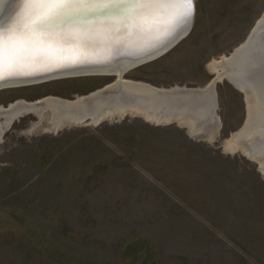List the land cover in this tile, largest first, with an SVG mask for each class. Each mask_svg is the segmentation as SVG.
I'll use <instances>...</instances> for the list:
<instances>
[{"label": "rangeland", "instance_id": "1", "mask_svg": "<svg viewBox=\"0 0 264 264\" xmlns=\"http://www.w3.org/2000/svg\"><path fill=\"white\" fill-rule=\"evenodd\" d=\"M193 2L185 36L123 81L204 88L210 65L264 14V0ZM117 80L6 87L0 108L74 100ZM216 94L202 127L133 109L59 125L49 108L0 115V264H264V166L242 133L246 96L226 76Z\"/></svg>", "mask_w": 264, "mask_h": 264}, {"label": "snow or ice", "instance_id": "2", "mask_svg": "<svg viewBox=\"0 0 264 264\" xmlns=\"http://www.w3.org/2000/svg\"><path fill=\"white\" fill-rule=\"evenodd\" d=\"M89 12L99 14L95 23H63ZM193 14V0H23L17 18L0 24V79L76 63L93 33L162 23H172L174 30Z\"/></svg>", "mask_w": 264, "mask_h": 264}, {"label": "bare ground", "instance_id": "3", "mask_svg": "<svg viewBox=\"0 0 264 264\" xmlns=\"http://www.w3.org/2000/svg\"><path fill=\"white\" fill-rule=\"evenodd\" d=\"M1 1L2 0H0V4ZM115 11L117 10H114V12ZM96 16L98 15L96 14ZM74 18L75 16H72L67 18L65 21H69ZM12 21H14V19ZM95 22H91V23H95ZM169 24L172 23L155 24L151 26H146L143 29H139V30L133 28L129 30L121 29L119 32L115 31V29L109 31H101V34H104L101 37V41L105 44H109L111 42V39L113 37L114 38L116 37V38H125L126 42L132 44V43H136L139 39L134 38L131 40L129 36L138 35L140 38L142 37V35L143 36L145 35L153 36L154 34L160 35L164 33V29L165 28L167 29V26ZM73 25H81V24H73ZM160 25H162L163 28L161 27L159 29L158 27ZM183 31L185 30L179 32L178 35L183 34ZM107 34H109V37L111 39L107 38ZM146 45L147 43L144 45L143 43L139 42L137 46L138 48L141 47L143 49L146 47ZM88 48L90 47L88 46ZM126 64L128 63L119 62L118 64H116L115 68L113 69L114 72L112 73H116L118 80L115 84L108 87L109 89L111 88L116 89L117 86L122 87L126 95L132 96L133 98L138 97L137 100L128 99L127 101L126 98L124 96L121 97L119 93H117L116 95L114 94V97L117 99L116 103L114 105H110V104L108 105L106 102H101L96 106L101 108V110L96 115L90 113L91 110H89V108H91L92 103L90 104L75 103V102H83L91 98L92 96H100L101 93L100 90H98L88 94L90 95L88 98H84L85 96H83L74 100H63L56 97H47L35 103L24 104L25 103L24 102L17 104L14 103V105L10 104L11 106H9V108L7 109L0 108V115H4L5 117L3 118H6L7 120L11 121L12 117L16 116L21 111L36 110L39 112L41 109L43 111V108H49L54 113V117L52 118L53 119L52 121H57L59 125L71 121L73 123L81 122L82 120H84L83 118L88 113L92 114L89 117V119H91L92 121H97L100 119L102 115H104L108 111H110L111 114H114L116 112L117 113L123 112L124 110L127 109L130 110L133 109V110H138L139 112L148 111V114L149 112L150 113L152 112V114L150 115L154 114L155 117H166L168 119L181 118L182 120L184 119L188 121H193V123L197 122L200 125L201 124L204 125V123L206 122L213 121L214 114L213 115L211 114L212 112H210L209 109L210 107L205 97L207 96L208 90H210L209 89L210 85L204 88H196L197 90L200 89L199 91H202L205 94L203 99H200L201 101L196 104L188 100L186 101L181 100L176 97L171 101V103L173 104H167L166 102H162V103H158L159 105H156L155 103H152L153 99H150L149 96L146 95L149 94V92L151 93L154 92L156 90L155 87L141 82H131V81L122 80L121 73L117 71L116 68L125 66ZM210 66L211 68L217 71L215 76L217 80L221 79L223 76H226L227 79L228 78L232 79L231 81H233L234 84L239 89H241L243 93H245L247 107H248V111H247L248 114H247L246 125L243 128L242 133L244 137L250 138V142L247 143V146L251 148V151L249 150V152L252 153L249 154H251L257 160L261 159L262 165L264 166V14L258 20L255 27L251 31L249 37L247 38V40H245V42L242 45H240L237 49H235L232 52V54H230L228 57L227 56L222 57L220 60L214 61ZM42 67H47V66H41V68ZM81 71L82 72L80 73H74V71H72L71 74L73 73V74L84 75L82 73L90 72L92 70H88V71L81 70ZM104 71L106 70H101L100 72H104ZM110 73L111 72L105 74H110ZM28 84H32V83L31 82L24 83V81L22 82L10 81L0 84V89L6 87L18 86V85H28ZM164 90H168V89H164ZM104 95L106 97H111V94L108 93ZM104 100L106 101V99ZM149 102L152 103L153 107L150 106ZM170 105H172V107L173 106L178 107L174 109L176 111L174 114H169L167 112H164V110L171 107ZM203 125H201V127Z\"/></svg>", "mask_w": 264, "mask_h": 264}, {"label": "water", "instance_id": "4", "mask_svg": "<svg viewBox=\"0 0 264 264\" xmlns=\"http://www.w3.org/2000/svg\"><path fill=\"white\" fill-rule=\"evenodd\" d=\"M194 3V2H193ZM23 8V0H2L0 4V24H7L12 22V20L16 19L17 16L20 14ZM115 9L111 10L114 12ZM195 12V10H194ZM94 13H85L82 15H75V18L69 21H63V23L71 26L73 24H87L91 22H95L97 19H99V14ZM192 15L190 22L177 27L173 30V24H169L167 26V29H164V33L162 34H154L152 35H145L139 38L138 35L135 36H129L132 39L138 38L139 40L136 43L129 44L125 41V38H110L109 34H107V38L111 39V42L109 44H105L101 41V37L104 34H101V32H96L91 35L92 38H90L89 47L84 50V53L78 57V62L68 64L67 66L62 67H55V66H47L49 70H43L44 67L38 69L29 71L27 74H20V75H13L6 77L5 79H0V84L14 81V82H22L24 83H37L42 82L45 80H50L54 78H60L64 76H77L80 74H71L72 71L74 73H80L81 70H92L90 72L82 73L84 75L90 74H105L108 72H111L110 74L114 72L113 69L115 68L116 64L119 62H127L125 66L117 67L116 70L121 73V76L129 69L139 66L141 64H144L148 61H151L164 53L168 51L170 48H172L182 37L185 36V34L189 31L192 20ZM162 25H160L158 28L160 29ZM163 28V27H162ZM183 31V34H179V32ZM155 33V32H154ZM95 36V37H93ZM130 40V41H131ZM139 42L143 43L144 45L147 43L145 48H138ZM153 42V43H152ZM128 65V66H127ZM101 70H106L104 72H100ZM228 80L234 84L232 79ZM219 80H217L215 77L210 82V87L207 93V96L202 91H199L200 89H196L193 87H176L171 88L168 90L156 88L154 92H149V94H146L149 96L150 99H153L152 103H155L156 105H159L158 103L166 102L167 104H173L171 103L172 99L179 98L181 100H188L192 103H198L203 99L205 96L207 99V102L209 104V109L211 114L213 115L217 106V94H216V84ZM202 88V87H200ZM101 95L100 96H92L91 98L83 101V102H75V103H85L90 104L91 108H89L90 113L98 114V112L101 110L100 107H96L101 102H106L108 105H114L117 101V99L114 96L106 97L104 94H117L119 93L120 96H124L126 100L132 99L137 100L138 97H132L125 94V91L122 87L111 88L109 89L108 86H105L104 88L99 89ZM98 91V90H96ZM151 93V94H150ZM124 94V95H122ZM90 95L85 96L84 98H88ZM104 97V98H103ZM120 97V98H121ZM106 99V101L104 100ZM103 100V101H100ZM150 103V106L153 107L152 103ZM74 106V105H72ZM95 106V107H94ZM171 107L164 110V112H167L169 114H174L176 111L174 109L178 108L172 105ZM212 107V108H211ZM87 110V111H89ZM88 113L82 120H88L89 117L92 115ZM175 118L170 119L169 121H173ZM81 121V122H82Z\"/></svg>", "mask_w": 264, "mask_h": 264}]
</instances>
